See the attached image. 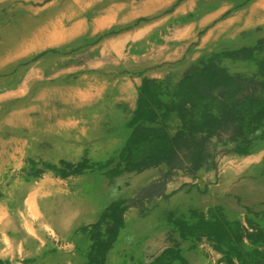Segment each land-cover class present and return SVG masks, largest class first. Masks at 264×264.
I'll return each mask as SVG.
<instances>
[{
	"label": "rangeland",
	"instance_id": "374dc122",
	"mask_svg": "<svg viewBox=\"0 0 264 264\" xmlns=\"http://www.w3.org/2000/svg\"><path fill=\"white\" fill-rule=\"evenodd\" d=\"M17 1L18 3L16 0H0V19L6 12L15 9L17 4H24L35 6L47 13L44 16L47 22L54 14L51 9L56 12V8L64 9L66 4L77 0ZM119 1L122 0H83L85 9H90L88 14L67 24L58 23L71 33L68 37L58 35L54 43L43 44L36 51H28L29 53L17 60L12 70L0 74V94L4 93L0 97V196L9 198L14 220L17 219L16 210L26 207L29 213L42 214V220L46 214L50 215V226L55 222L63 228L68 225L78 226L88 216L94 219L100 215L93 228L94 232H98L93 236L96 238L94 244L98 246V264L102 261V255H105V249L116 241L124 224L125 212L138 205L142 207L143 204H148L150 195L161 190L163 182L169 178L180 177L186 171L196 173L198 169L194 166L197 165L196 161H202L205 146L208 150L213 148L212 152L217 151L216 160L221 170L224 169L229 156L221 148L210 146L208 138L196 132L198 129H205L207 123L211 127L221 123L220 128L224 127V121L208 122L207 114L215 111L222 119L229 109H233L236 102H244L249 89L254 97L264 95V9L262 15L253 16L254 22L262 20L263 26L259 24L252 31L245 32L248 40L245 41L243 37L242 43L245 46L242 48L239 47L240 42L237 46L234 45L240 51L226 52L224 56L209 55L203 57V60L183 64L181 61L156 59L157 63L148 67L147 61L135 58L139 54V44L133 46L130 42L119 40L122 51L120 54L116 53V56L105 54L104 48L107 45L106 40H109V46L113 48L118 44V35L130 31L142 20L149 17L151 19V16L137 18L128 25L122 24L119 21L121 18H118L110 26L107 24L94 31L93 20L106 11L107 7H111V4ZM236 12V9L227 10L221 17L222 22H229L228 19L235 17ZM159 14L153 17H167L166 14ZM245 15L248 16V12ZM195 17V12L186 14L183 22L194 20ZM159 21L165 22L162 19ZM43 24L45 22L42 21L40 26ZM205 33L207 32L203 30L198 35L203 36ZM161 34L164 36L156 29L152 39L157 45L163 46L164 39L161 40ZM229 47L226 45L221 49H231ZM153 51L156 55L159 54L156 49ZM89 59L96 60L93 67L89 66ZM65 68L72 70L65 71L67 73L60 77H53V74ZM39 69L44 73V78ZM148 69H155L156 77L143 76ZM26 72L31 80L22 89H18V84L23 80L21 77ZM125 78L142 80L140 86L136 87L137 108L134 109L132 104V109L125 108L117 114L118 95L115 88ZM53 85L57 87L52 88ZM48 86L49 90H54L52 97L55 101L51 105L48 88L40 98H35ZM62 86H74L77 90L70 92V89L61 88ZM85 96L88 97L87 100L83 99ZM142 103L145 107L147 105L148 113L146 110L140 112ZM39 105L46 107V115L53 114L50 115L51 118L47 116L42 122L39 121L38 127L44 131L41 132L32 122L38 118L36 112L18 118L15 125H10L7 121L13 112L23 114L28 107L35 109ZM170 112L177 113L179 117L174 124L167 120ZM200 112L203 113V121L196 120V114ZM138 113L139 119L136 120ZM189 117L194 118L188 119ZM70 118L78 122V131L75 129L71 136ZM28 121L32 123L31 129L26 127ZM238 121L240 122L239 119ZM190 123L196 129L188 130ZM54 124L57 125L52 127ZM83 126L88 130V138H83V133L79 131ZM50 129L56 133L53 139L47 137L52 134ZM236 130L240 132L238 125ZM3 135L5 138L2 143ZM161 135L168 140L169 155L160 156L158 159L144 156L143 159L139 158L137 162L130 163L131 143L139 145L145 138L154 139ZM73 138L77 140L76 147L71 145ZM5 143L7 147L3 146ZM40 146L45 150H38ZM161 165L165 168L159 169L160 174H154L160 177L153 175L152 181L156 183L142 186L141 183L146 179L142 174ZM187 165L189 170L185 169ZM131 174L133 175L126 178L124 186L132 187L131 180L136 178L137 184L132 190L137 194L136 199L111 201L110 192L115 180ZM29 188L31 190L26 195ZM31 193L33 196L25 201V197H29ZM108 193L110 198L106 200ZM25 202H28V206ZM83 227L87 228V225ZM207 228L209 227L206 225Z\"/></svg>",
	"mask_w": 264,
	"mask_h": 264
},
{
	"label": "crops",
	"instance_id": "0c3cea01",
	"mask_svg": "<svg viewBox=\"0 0 264 264\" xmlns=\"http://www.w3.org/2000/svg\"><path fill=\"white\" fill-rule=\"evenodd\" d=\"M110 6L93 20L94 31L107 24L110 26L118 18L124 25L134 23L140 17L151 16V19L142 20L130 31L118 35V44L113 48L106 40L105 54H120L119 40L130 42L133 46L139 44V54L134 57L147 61L148 67L157 63L156 59L181 61L183 64L203 60L209 55L224 56L226 52H238L240 49L236 44L240 42L239 47L242 48L245 46L243 37L248 40L245 32L252 31L259 24L263 26L262 20L254 22L253 16L262 15L264 0H122ZM230 9L237 10L235 17L229 18V22H222L221 17ZM193 12L197 17L183 22L184 15ZM247 12L248 16L245 15ZM158 14H166L167 17L161 18L165 22L154 18ZM156 29L164 34L160 36L161 40L164 39L163 46L152 39ZM203 30L207 33L199 36ZM226 45L231 49L222 50ZM153 49L159 54L156 55ZM94 62L96 60L89 59V66L93 67ZM67 70L56 72L53 77H60ZM154 70H146L143 76L156 77ZM39 73L44 78L40 69ZM21 78L23 80L18 89L31 80L27 72ZM141 81V78H125L116 86L117 114L122 109H132V104L134 109L137 108L136 87ZM120 86L124 89L122 93L118 90ZM56 87L53 85L52 88ZM46 88L50 91L48 86L40 93L44 94ZM61 88L70 89V92L77 90L74 86ZM249 90L244 102H236L222 119L215 111L207 114L208 122L224 121V127L220 128L221 123L212 127L207 123L205 129L196 131L208 138L210 146L221 148L229 156L224 169L221 170L216 160L217 151L212 152L213 148L208 150L205 146L202 161L198 160L197 165H193L198 169L196 173L186 171L180 177L169 178L163 182L161 190L150 195L148 204L125 212L123 227L112 246L105 249L99 264H264V95L254 97ZM2 95L4 93L0 97ZM52 99L54 102L55 99ZM202 117V112L196 114L197 121H203ZM68 120L72 125L71 136L75 129L78 131V122L72 118ZM167 120L174 124L179 117L177 113L170 112ZM237 125L240 132L236 130ZM79 131L83 133V138H88L86 127H80ZM228 137L233 139L227 141ZM76 142L73 138L71 145L76 147ZM38 150L45 149L40 146ZM164 168L161 165L145 171L142 175L146 179L142 186L156 183L152 180L160 175L154 174H160L159 169ZM185 169L189 170V166ZM132 175L115 180L110 192L111 201L136 199L137 194L132 191L137 184L136 178L131 180L132 187L124 186L126 178ZM110 195L107 194L106 200ZM31 196L32 193L24 200ZM25 203L28 206V202ZM28 211V207L17 209V219L14 220L9 198L0 196V264H98V246L94 244L98 232H94L93 228L100 215L94 219L88 216L78 226L63 228L55 222L50 226L51 217L48 214L42 220V214ZM206 225L209 228L206 229Z\"/></svg>",
	"mask_w": 264,
	"mask_h": 264
},
{
	"label": "bare ground",
	"instance_id": "6f19581e",
	"mask_svg": "<svg viewBox=\"0 0 264 264\" xmlns=\"http://www.w3.org/2000/svg\"><path fill=\"white\" fill-rule=\"evenodd\" d=\"M27 1H37V0H27ZM16 2L18 3L17 0ZM82 2L83 0L70 2L66 4L67 6L64 7V9L56 8V12L54 11V9L53 10L51 9L50 11H53L54 14H52L53 16L49 18L51 20H48L47 22L44 19V16L47 13L40 11V9L35 6L17 4L15 9L6 12L0 19V74L7 73L8 70H12L13 67L16 65L17 60L25 56L26 53H29L28 51H36L43 44L54 43L58 35L60 37L61 36L68 37L71 33H68L66 30H64V25L61 26L58 23L67 24L70 23V21L73 22L76 19L82 17L83 15L88 14L90 9L87 7L85 9V6L82 4ZM42 21L45 22V24L40 26V23ZM118 90L120 93H122V91L124 90L123 86L118 87ZM48 92L51 95L49 99L51 105V102L53 100L52 89ZM41 96L42 93H39L36 95L35 98H40ZM20 106H22V104ZM37 107L38 108L35 109H29L28 107V109L23 114H20L17 111L13 112L8 117L7 121L10 122L9 123L10 125H15L14 124L15 120H18V118L19 119L22 118L23 115L28 116L33 112H36L39 118L45 119L46 116L51 117L50 115L52 114L46 115L45 112L46 107L43 106L41 107V105ZM39 121L42 122V120H32L36 128L40 124ZM55 125L57 124L52 125V127H54ZM26 127L31 129L32 127L31 121H28L26 123ZM37 129H39L41 132L44 131L43 129H40V127H38ZM51 130L52 129H50L49 132H51L52 134L47 135L48 139H53V135L56 134ZM4 138L5 136L3 135L1 137V140L4 141ZM12 141H17V140L14 139ZM3 146L7 147V143H5Z\"/></svg>",
	"mask_w": 264,
	"mask_h": 264
},
{
	"label": "trees",
	"instance_id": "16d2710c",
	"mask_svg": "<svg viewBox=\"0 0 264 264\" xmlns=\"http://www.w3.org/2000/svg\"><path fill=\"white\" fill-rule=\"evenodd\" d=\"M147 88V87H146ZM149 105V104H148ZM147 107V105H146ZM145 104L142 103L140 106V112L141 110H146ZM174 109V107L172 108ZM148 113V111L146 110ZM138 116V117H137ZM146 119L147 116L145 117ZM139 119V113L136 115V120ZM188 130H194L196 129V126L194 124H189ZM170 148L168 147V140L163 135L158 136L154 139L145 138L142 142L139 143V145L130 144L129 154L131 155L130 163H135L139 160V158L143 159L144 156L156 158L163 156V155H169Z\"/></svg>",
	"mask_w": 264,
	"mask_h": 264
}]
</instances>
